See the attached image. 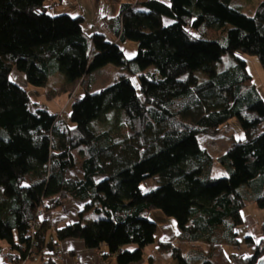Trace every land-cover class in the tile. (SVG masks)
Segmentation results:
<instances>
[{
    "label": "trees",
    "instance_id": "16d2710c",
    "mask_svg": "<svg viewBox=\"0 0 264 264\" xmlns=\"http://www.w3.org/2000/svg\"><path fill=\"white\" fill-rule=\"evenodd\" d=\"M232 1L124 4L114 43L102 33L87 38L82 15H53L47 0H0V240L13 251L21 253L23 243L30 249L25 235L37 211L48 214L75 200L86 201L85 211L98 218L63 226L58 240L105 246L100 256L110 264L142 260L155 243L157 224L146 217L155 210L176 220L184 245L161 241L158 250L178 264H256L264 256V234L246 258H230L225 250L241 244L246 205L264 208V100L236 54L257 56L264 69V1L253 16L233 9ZM131 40L139 49L129 60L122 44ZM229 54L235 64L218 71ZM110 64L140 74L142 97L126 76L89 93L93 72ZM150 67L156 71L143 73ZM14 69L33 87L46 88L51 71L67 86L79 83L85 92L71 104L73 126L48 109H30ZM197 71L209 78L199 81ZM112 111L127 123L98 130L95 122ZM232 118L245 136L233 137L227 153L215 158L198 136L218 134ZM215 161L228 176L215 178ZM75 170L82 178L67 177ZM154 176L159 186L145 193L142 183ZM51 228L41 222L35 253L43 254ZM129 244L137 248L124 249Z\"/></svg>",
    "mask_w": 264,
    "mask_h": 264
},
{
    "label": "rangeland",
    "instance_id": "374dc122",
    "mask_svg": "<svg viewBox=\"0 0 264 264\" xmlns=\"http://www.w3.org/2000/svg\"><path fill=\"white\" fill-rule=\"evenodd\" d=\"M110 0H104V3L99 4V1L96 0L97 3V9L100 12L101 10H104L107 12L108 6L105 4L109 2ZM135 2L136 0H132ZM165 3H168L170 0H163ZM264 0H233L231 3V7L237 11H241L243 14L247 16H253L256 12L257 7L261 2ZM120 2V0H119ZM53 14V13H52ZM102 14H105L104 12ZM90 17V14L88 15ZM89 24H91V17L88 20ZM167 23H170L171 21L168 19L166 20ZM125 48V56L127 59L132 60L137 53H138V44L135 41H127L126 44H124ZM95 54V50L93 48V44L91 43V46L89 48V57L92 58ZM238 57H241L246 61V64L248 65V71L249 74L253 77V82L255 86L260 90L262 96L264 97V69L263 66L260 64V61L257 56L255 55H249L245 54L243 52H237L236 53ZM235 64V58L233 55H224L222 60L219 61L217 64L218 71H223L226 69H230L231 66ZM156 69L154 67H150L147 70H145L143 73L145 74H151L154 73ZM121 76H126L127 78L132 81V84L134 85L135 90L137 91V94L142 97V91L140 89V80L139 76L140 74L131 73L128 70L124 68H118L114 65H108L99 68L95 72H93L91 76V85L89 88V93H98L101 90L110 87L112 84L119 81ZM196 78L199 79V81L203 82L206 81L209 77L203 73L202 71L195 72ZM15 76L12 75V79H14ZM16 79V78H15ZM64 76L60 73L55 76V78L51 81V83L46 86V88L41 87H33L28 84L26 86V90L28 92V96H30V103L29 107L33 111H35L37 108H43L48 109L51 113L58 115L61 117L65 123L72 127L73 123L70 120V112H71V104L73 101L78 100L80 97L84 95L85 90L79 85H66ZM126 124V120L124 118V114H122L121 111H112V113H107L102 116V118L95 122L94 126L98 130L106 129V130H115L118 131L124 124ZM245 136L244 131L241 129V125L239 122V119L232 118L231 121L224 124L220 132L218 134H204L200 133L198 136V141L201 143L202 147L207 149V151L213 155L215 158L221 157L227 153V150L229 149L232 141L231 139L234 137L235 139H243ZM214 170L213 175L215 178H223L228 176L226 169L224 166L219 164L217 161L214 163ZM160 183V177L154 176L150 177L147 180H145L141 188L145 193H147L150 190L157 189ZM98 218L97 215L94 213H90L86 216L84 222L88 218ZM146 217L150 219L151 221L155 222L157 224V233H156V242L157 247L158 244L163 241L161 236H163L165 229L169 228L170 226L177 227L176 220H174L172 217H167L162 210H155L151 211L146 214ZM239 239L241 241V244H246L247 238L245 233L243 232L245 228L239 227ZM48 237L46 240V247H52L53 243L55 241L54 236V228L52 227L48 232ZM264 231H262V234L260 238L263 236ZM179 235V234H178ZM177 235V238H178ZM163 242H169L167 240ZM172 243V242H170ZM173 243H176L177 245H184V243H180L177 241H173ZM252 247L255 246V243H251ZM155 248L157 249V247ZM227 246V245H226ZM239 246V245H238ZM53 248V247H52ZM226 248V247H225ZM145 256V251H144ZM250 255V252L247 251L245 248L242 247V250H237L235 257H243L246 258ZM143 256V257H144ZM230 258H233L232 252L229 251ZM155 263L156 264H173L174 258L171 253L168 252H160L158 249L155 250ZM153 258V256L151 257ZM154 259V258H153ZM234 264V261L233 263Z\"/></svg>",
    "mask_w": 264,
    "mask_h": 264
},
{
    "label": "crops",
    "instance_id": "0c3cea01",
    "mask_svg": "<svg viewBox=\"0 0 264 264\" xmlns=\"http://www.w3.org/2000/svg\"><path fill=\"white\" fill-rule=\"evenodd\" d=\"M100 5L104 3V0H98ZM132 0H110L109 2L105 3L108 6L107 12L101 10L100 12L97 9L96 0H62L57 6H55V10L53 15H70L72 17L82 15L85 18V22L83 24L84 33L87 38L95 33H102L108 41L118 43L119 38L116 35V29L114 21L119 17L121 8L124 4L132 3ZM105 14H102V13ZM91 17V24H89L90 17ZM91 40H89V48L91 46ZM124 44H122V48H124ZM125 49V48H124ZM51 75L49 77L48 85L51 81L55 78L56 75L50 72ZM15 78L13 79L18 85H21L23 88L28 86L27 78L25 74H22L17 69H14L12 74ZM47 85V86H48ZM78 85V84H77ZM76 85V86H77ZM260 97L264 100L260 90L258 89ZM204 148V147H203ZM68 178L78 177L82 178V173L80 171H71L67 174ZM87 202L86 201H70L62 208L57 209L55 211H51V213L46 214V220L52 225L54 228V236L55 241L52 247H45L43 251V260L40 262L29 263V264H44L52 260L55 264H110L104 261L103 257L100 256L99 251H107L106 247L103 246L100 250H94L88 248L84 245V242L77 238H68L64 239L63 241H59L56 236V231L63 228V226L74 224L77 222H84L86 216L91 211H85ZM242 217L244 219L243 224L240 228H245L243 231L246 235V238H251L250 241H246V244L234 247L227 245L225 250L229 255V251L232 252V256H235L237 250H242V247L245 248L247 251L250 252V255L253 254V247L251 242L257 243L260 239L262 231L264 229V208H261L256 203H248L246 208L242 212ZM94 219V217L88 218L86 222H90ZM177 228L170 226L169 228L165 229L163 236L159 240H167L169 242H173L177 239V235L179 234L176 230ZM240 230V229H239ZM49 232V231H48ZM240 234V232H239ZM47 233V237H48ZM16 239H18L15 236ZM46 245V244H45ZM156 238L155 243L150 244L149 247L145 249V256L140 260L138 263L132 264H156L155 263V250L158 249L156 246ZM157 247V249L155 248ZM137 246L135 244H129L128 246L124 247L126 250H134ZM10 245L6 241L0 240V264H3V260H1V255L3 253L11 252ZM153 256V261L151 262V257ZM173 264H178L174 260Z\"/></svg>",
    "mask_w": 264,
    "mask_h": 264
},
{
    "label": "built area",
    "instance_id": "2783aa9c",
    "mask_svg": "<svg viewBox=\"0 0 264 264\" xmlns=\"http://www.w3.org/2000/svg\"><path fill=\"white\" fill-rule=\"evenodd\" d=\"M58 0H47V2L49 3V8L51 12H54L55 10V3ZM138 0L135 1V3ZM46 211L44 208H40L37 211V217L34 220H31L30 223L28 224L29 229L25 235L27 240H30L31 242V248H27V244H21L20 248H21V253L17 252V251H11L8 253H3L1 255V260H3V264H29V263H35V262H40L43 260V254H38L35 253V250L37 247V241L35 240V233L36 231L40 228V224L42 221H44L46 219ZM25 254V257L23 258V255Z\"/></svg>",
    "mask_w": 264,
    "mask_h": 264
},
{
    "label": "water",
    "instance_id": "95a60500",
    "mask_svg": "<svg viewBox=\"0 0 264 264\" xmlns=\"http://www.w3.org/2000/svg\"><path fill=\"white\" fill-rule=\"evenodd\" d=\"M256 264H264V256L259 257Z\"/></svg>",
    "mask_w": 264,
    "mask_h": 264
}]
</instances>
